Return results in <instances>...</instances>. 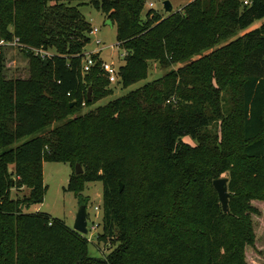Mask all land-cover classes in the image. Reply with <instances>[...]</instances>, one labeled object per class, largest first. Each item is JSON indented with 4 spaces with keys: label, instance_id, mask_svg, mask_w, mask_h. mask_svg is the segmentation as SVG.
Wrapping results in <instances>:
<instances>
[{
    "label": "trees",
    "instance_id": "1",
    "mask_svg": "<svg viewBox=\"0 0 264 264\" xmlns=\"http://www.w3.org/2000/svg\"><path fill=\"white\" fill-rule=\"evenodd\" d=\"M146 1L0 0V41L18 39L30 70L28 78H5L0 45V264H251L260 253L264 22L253 24L264 18V0H192L143 15ZM83 4L116 25L127 51L119 84L147 77L149 60L180 66L81 113L112 84L99 58L83 72L92 32ZM214 124L215 134L206 133ZM44 161L75 172L82 165L67 190L86 206L85 183L102 181L99 240L118 230L119 243L107 256H91L88 238L64 220L27 211L44 199ZM227 171L225 211L213 181ZM23 187L27 198L11 197Z\"/></svg>",
    "mask_w": 264,
    "mask_h": 264
},
{
    "label": "rangeland",
    "instance_id": "2",
    "mask_svg": "<svg viewBox=\"0 0 264 264\" xmlns=\"http://www.w3.org/2000/svg\"><path fill=\"white\" fill-rule=\"evenodd\" d=\"M173 5V10H177L180 7V3L183 5L188 0H170ZM192 1V0H190ZM154 3V9L166 14L164 10V0H152ZM74 5L77 2L73 3ZM181 4V5H182ZM80 11L84 14L86 19L91 23L92 30L97 27L98 31L95 33H90V42L85 48L84 59L88 56H94L96 59L102 62H108L114 64L118 69L125 63V56L127 51L122 48L117 40V28L106 15L101 11L96 9L90 4H83L79 6ZM149 9L146 4L144 8L143 15ZM264 22V18L257 20L253 26H260ZM242 32H239L241 34ZM235 37L230 38L229 40ZM100 39L101 43L97 44L96 40ZM2 47L3 55V75L7 79H18V78H28L30 76L29 70V59L24 55L23 51L18 45L4 44ZM44 53H48V56H52L54 50H43ZM83 59V60H84ZM149 71L147 77L144 79L128 86L124 87L118 82H113L111 85L106 87L107 93L104 96L99 97L95 103L83 107L81 113H87L91 110H95L100 106H104L107 103L128 94L143 85L153 82L158 78L165 76L170 70L177 69L180 64L172 63L168 66L161 65L158 61L149 60ZM89 89V88H88ZM229 95V94H228ZM98 96H96L97 98ZM226 97V93H225ZM177 99L172 96L170 100L166 101L168 104L176 103ZM230 102V100H229ZM53 124L51 127H54ZM215 125V124H214ZM210 127L206 131L210 135L215 134L217 125ZM187 140H191L190 137H186ZM193 142V141H192ZM232 148L235 146V152H238V147L243 144V139L241 136V131L238 125H233L231 131V142ZM239 161L236 164V168L243 167L245 171L252 177L249 164L244 165V163ZM14 166H10V170L13 171ZM75 174V168H72L70 164L63 162H50L44 161L43 164V176L44 183L46 185V191L44 194V199L40 203L32 204L28 212H46L53 218H59L65 221V223L74 227L76 214L80 205V198L78 193L75 191H68V183L72 174ZM221 177L230 178V171L221 174ZM103 183L102 181H92L86 182L84 189L82 190V195L88 199L87 205V219H88V233L85 235L89 243V253L91 256L105 257L119 244L117 241L118 230L113 239H106L104 241L99 240V234L103 232ZM251 187L248 185V189ZM30 195V189L23 187L21 189L13 188L11 197L14 199L27 198ZM98 207V209H97ZM259 224V225H258ZM258 227L260 226V238L259 246L260 253L255 256L251 264H264V212L258 219Z\"/></svg>",
    "mask_w": 264,
    "mask_h": 264
},
{
    "label": "water",
    "instance_id": "3",
    "mask_svg": "<svg viewBox=\"0 0 264 264\" xmlns=\"http://www.w3.org/2000/svg\"><path fill=\"white\" fill-rule=\"evenodd\" d=\"M164 10L168 13L173 12V5L170 0H164ZM88 100H92V88L88 89ZM72 102L71 105H73ZM83 172V168L81 164H76V173L80 174ZM213 185L217 190L220 198V202L225 211L229 210V191H228V178L220 177L213 181ZM123 189V184L121 183V190ZM74 230L78 231L82 235H86L88 233V219H87V206L85 204L80 205L78 212L75 218V224L73 227Z\"/></svg>",
    "mask_w": 264,
    "mask_h": 264
},
{
    "label": "built area",
    "instance_id": "4",
    "mask_svg": "<svg viewBox=\"0 0 264 264\" xmlns=\"http://www.w3.org/2000/svg\"><path fill=\"white\" fill-rule=\"evenodd\" d=\"M245 3H248V0H245ZM146 4L150 7V8H153L154 7V3L151 1V0H147L146 1ZM98 31V28L95 27L93 30H92V33H95ZM96 43L97 44H100L101 43V40L100 39H97L96 40ZM4 44H13V45H19L18 44V39H15L13 41H9V42H5L4 40H1L0 41V45H4ZM35 53L37 54H45L43 50H40V49H37V48H33ZM95 64V60L93 59L92 56H88L84 59V62H83V72H88L90 71L91 67ZM102 68L103 70L105 71V74L107 76V78L109 79L110 83H113V82H118L119 80V75H118V71L119 69L116 68L114 66V64H111V63H108V62H102ZM98 209V207H97Z\"/></svg>",
    "mask_w": 264,
    "mask_h": 264
},
{
    "label": "crops",
    "instance_id": "5",
    "mask_svg": "<svg viewBox=\"0 0 264 264\" xmlns=\"http://www.w3.org/2000/svg\"><path fill=\"white\" fill-rule=\"evenodd\" d=\"M188 2H190V0H188L184 5H186ZM181 4H182V3L179 4L180 7H178L177 10H178V9H181V8L184 6L183 4H182V5H181ZM253 25H254V24H253Z\"/></svg>",
    "mask_w": 264,
    "mask_h": 264
}]
</instances>
